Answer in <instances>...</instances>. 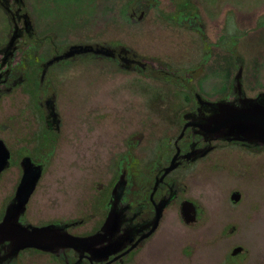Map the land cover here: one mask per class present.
I'll use <instances>...</instances> for the list:
<instances>
[{"label":"rangeland","instance_id":"obj_1","mask_svg":"<svg viewBox=\"0 0 264 264\" xmlns=\"http://www.w3.org/2000/svg\"><path fill=\"white\" fill-rule=\"evenodd\" d=\"M63 1L55 0L51 26L39 29L42 36L54 35L60 51L86 43L121 44L160 62L153 75L126 72L93 56L54 68L62 127L26 216L82 218V230L91 232L101 218L102 199L120 174L128 139H142L137 156L150 165L170 157L166 148H172L194 100L182 85L186 68L193 70L198 92L214 97L224 92L225 73L229 69L233 77L240 57L246 93L264 89V0ZM134 1L148 9L142 20L129 11ZM194 12L206 26L209 45L187 26L185 17ZM160 68L181 78H166ZM37 130L36 123L0 124L13 153L1 183L12 186L18 179L19 151L38 147ZM227 150L226 167H215L210 154L174 172L182 192L148 242L153 263L264 264V147L243 148L242 164L238 149ZM234 191L241 193L238 202L230 198ZM182 198L200 205L202 215L193 225L178 216ZM237 246L243 251L232 255Z\"/></svg>","mask_w":264,"mask_h":264},{"label":"flooded vegetation","instance_id":"obj_2","mask_svg":"<svg viewBox=\"0 0 264 264\" xmlns=\"http://www.w3.org/2000/svg\"><path fill=\"white\" fill-rule=\"evenodd\" d=\"M133 3L134 13H139L141 10L148 11L137 1ZM55 7V0H0V124L6 125L8 121L14 120L38 125L37 133L33 132V135L36 134L38 147L36 149L21 148L19 151L18 179L12 186L0 182V223L5 218L7 207L15 200L18 186L23 178V159L31 157L35 164L43 168L41 178L30 197L31 200L44 176L46 169L44 162L55 151L56 137L62 127L61 116L57 109L58 93L54 75L56 64L65 63L73 58L93 56L99 59L107 58L126 72H149L151 75L155 74L156 68L160 66L157 60L147 59L132 48L121 44H78L79 49L89 45L108 48L112 51V56L84 51L74 56L63 57L75 45L67 46L60 51L56 48L57 41L54 35L42 36L39 32L40 28H49L54 22ZM185 18V21H188L187 26L197 31L203 42L209 45L206 26L200 14L194 12L187 14ZM216 39L218 38L211 42V46L215 49L219 45ZM217 52L223 56L221 52ZM207 56L208 54L205 53V57ZM237 59L235 74L230 78L228 69L225 73L228 79L223 88L224 92H219L214 97H207L198 92V86L193 83L196 78L192 75L193 70L186 68L187 78L182 85L192 93L194 100L192 106L182 115L180 130L173 141L172 148H169V151L166 148L170 157L164 162L157 161L150 165L137 156L142 139L137 137L128 139L120 162V174L110 187L109 195L103 197L101 212L98 215L101 218L91 232L82 230V218L52 216L35 219L26 216L29 200L25 213L18 218V223L27 227L29 231L33 227L50 226L51 228L44 231L46 235H40L37 238L40 245L26 247L20 246V243L24 241L23 237H15L19 235L18 230L0 229V264H155L151 261L152 252L148 242L164 222L168 207L181 196L182 192L178 178L173 176L174 172L189 168L210 154L213 156L215 167H226L230 162L228 147L239 150L238 160L242 164L243 148L257 150L264 147L256 141L243 142L236 139V132L229 128L217 132L207 130L210 120L220 112L223 104L241 107L259 102L264 105V89L257 90L252 95L244 90V64L240 57ZM240 69H242V75L239 83L236 76ZM160 71L166 78H181L180 75L173 73L172 75L168 69L160 68ZM196 94H199L200 98L197 99ZM182 132L184 134L179 139ZM3 136L1 133L0 139L5 142ZM5 144L7 145L6 142ZM178 148L180 150L177 159L178 167L161 180L165 168L170 165ZM10 152V163L1 172L0 180L12 167L13 153L11 150ZM124 170L127 171L126 179L120 183ZM185 200L197 205V214L181 213V205ZM160 204L166 205L162 209L158 227L153 233L147 235L155 223L156 211ZM200 210L197 202L182 198L178 216H181L186 225H193L202 215ZM111 211H115L119 216L118 230L113 234H106L103 242L97 247L101 248L112 241L119 240L120 245L117 251L110 254L101 251L95 254L91 253L86 246L72 245L70 235L82 237L103 231L105 220ZM183 216H197V219L187 223Z\"/></svg>","mask_w":264,"mask_h":264},{"label":"water","instance_id":"obj_3","mask_svg":"<svg viewBox=\"0 0 264 264\" xmlns=\"http://www.w3.org/2000/svg\"><path fill=\"white\" fill-rule=\"evenodd\" d=\"M134 3L130 5V12L133 13V17L137 20H142L146 16V10H141L139 13H134ZM136 14V15H135ZM80 46H73L63 57L74 56L77 53H81L84 51H91L96 54H103L112 56L113 53L111 50L105 47H96L94 45H89L86 48L79 49ZM242 75V69H240L237 74V79L240 83V76ZM197 99L200 98L199 94H196ZM211 123V124H210ZM207 125L209 131L217 132L229 128L236 132V139H240L244 141H256L261 145H264V105L255 102L250 103L246 106L237 107L232 104H223L221 110L218 114H216ZM184 132L181 133L179 139L182 138ZM179 148L177 152L173 156L171 163L168 167L165 168L163 175L161 176V180L164 177L178 167L179 163L177 161L179 156ZM11 152L5 142L0 139V174L3 170H5L10 163ZM22 166L24 169L23 178L21 180L20 185L18 186L15 200L7 207L6 215L2 223H0V229H14L18 230L19 235H15V237H23L24 241L20 243V246H38L40 245L38 241V237L40 235H46L44 233L45 230H50V226L45 227H33L31 231L27 229L24 225L18 223L19 216H22L26 209L27 204L30 200L32 193L34 192L37 183L39 182L43 168L41 165L35 164L31 157H25L22 161ZM127 171L124 170L120 177V183H122L126 179ZM158 183V181H157ZM241 198L240 192L236 191L231 195V200L234 202H238ZM166 204H160L156 211V219L155 223L147 235L153 233L157 227L160 219V215L162 213V209ZM198 209L197 205L189 200H185L181 205V213L188 214H197ZM185 222L191 223L197 219V216H183ZM119 227V216L115 211H111L107 216L103 231L97 232L88 236H73L72 245H83L86 246L91 253H98L104 251L105 253H113V251H117L120 245L119 240H115L105 245L104 247L98 248V244L102 243L105 239L104 237L108 233H115ZM243 251L242 246H237L232 250V255H237Z\"/></svg>","mask_w":264,"mask_h":264}]
</instances>
